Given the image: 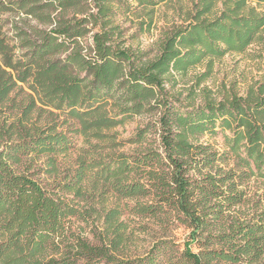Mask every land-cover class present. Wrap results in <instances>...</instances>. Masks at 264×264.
Masks as SVG:
<instances>
[{
  "label": "trees",
  "instance_id": "trees-1",
  "mask_svg": "<svg viewBox=\"0 0 264 264\" xmlns=\"http://www.w3.org/2000/svg\"><path fill=\"white\" fill-rule=\"evenodd\" d=\"M169 1L0 0V264H264V196L246 188L264 181V76L222 100L174 91L176 76L206 62L199 88L216 60L264 44V12L198 0L154 58L126 46L118 18L143 11L150 28ZM144 115L125 142L111 133ZM218 129L230 132L223 151L200 141ZM66 194L99 198L94 241L73 228L85 214ZM131 217L160 227L143 255L131 250ZM176 225L190 230L183 248L168 235Z\"/></svg>",
  "mask_w": 264,
  "mask_h": 264
},
{
  "label": "rangeland",
  "instance_id": "rangeland-1",
  "mask_svg": "<svg viewBox=\"0 0 264 264\" xmlns=\"http://www.w3.org/2000/svg\"><path fill=\"white\" fill-rule=\"evenodd\" d=\"M196 2H198V0H171L161 4L156 8L153 23L150 28L147 24L148 19L145 17L143 11L119 17L118 20L124 29L126 46H132L135 49L143 50L148 59L154 58L158 54V42L163 37L164 32L173 26L187 24L185 21L188 18V14L196 12ZM250 4L257 7L258 12H264V4L258 5L252 0ZM221 7L222 4L219 2L215 8L216 11L221 9ZM3 18L8 19L9 22L13 19L16 21L20 19L17 16H10L9 14L3 15ZM22 18L27 20L25 15L21 16V19ZM28 22L32 25H37V22L31 18H28ZM10 28L11 26L8 24L4 28V31L12 35L11 31H9ZM206 69V62H204L189 71L187 75L176 76L177 83L174 91L182 93L181 98L184 99L187 96L188 88L195 87L197 89V94H199L197 103L201 102L204 93H208L216 100H222L225 96L232 93H237L239 96L245 95L248 88L256 86L264 76V44L254 43L244 53H229L220 60H216L213 71L208 77L201 81L198 88L196 85L198 76L204 74ZM204 89L206 92L202 91ZM149 120L150 117L146 115L128 118L123 124L113 129L111 133L116 134L118 141L125 142ZM225 134H230V132L218 129V131L212 135L207 134L203 136L200 141L210 143L216 149L223 151ZM150 138L153 140L157 138V135L151 134ZM82 146V140L80 138L77 139L75 148L72 150L71 155L65 160L66 164L77 156L78 150ZM134 147L135 145L126 144L120 151L128 152ZM231 163L232 160H230V164ZM37 177L47 188H52L54 177L45 174L38 175ZM246 188L249 192V196L255 200L260 196H264V181L252 179L247 183ZM60 194L64 195L62 193ZM66 198L67 200L80 204L81 211L85 214L83 218H72L73 228L79 230L83 229L84 235L87 236L90 241H94V234L102 230V226L97 218L98 215L92 211L91 207L95 206V208L100 209V204L98 203L99 198L94 197L89 199V201H83L81 199H76L72 194H66ZM129 228L135 231V239L131 250L138 255H143L149 251L157 238L161 236L160 227L152 220L142 221L138 218L131 217ZM189 233L190 230L187 229L185 225H176L170 228L168 235L183 248V244L188 240ZM192 248L195 252L198 251L196 245H193Z\"/></svg>",
  "mask_w": 264,
  "mask_h": 264
}]
</instances>
